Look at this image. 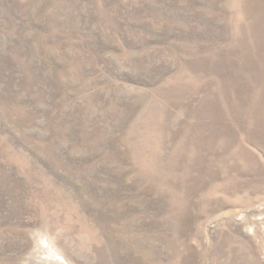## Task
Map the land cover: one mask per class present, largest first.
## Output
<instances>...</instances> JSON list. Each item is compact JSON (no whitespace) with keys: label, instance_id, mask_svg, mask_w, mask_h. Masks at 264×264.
I'll return each mask as SVG.
<instances>
[{"label":"rangeland","instance_id":"obj_1","mask_svg":"<svg viewBox=\"0 0 264 264\" xmlns=\"http://www.w3.org/2000/svg\"><path fill=\"white\" fill-rule=\"evenodd\" d=\"M0 264H264V0H0Z\"/></svg>","mask_w":264,"mask_h":264}]
</instances>
